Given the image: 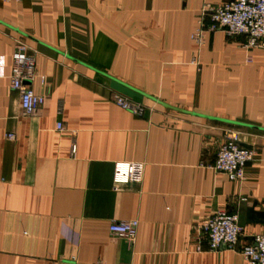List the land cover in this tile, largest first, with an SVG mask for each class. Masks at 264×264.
<instances>
[{
  "label": "crops",
  "instance_id": "1",
  "mask_svg": "<svg viewBox=\"0 0 264 264\" xmlns=\"http://www.w3.org/2000/svg\"><path fill=\"white\" fill-rule=\"evenodd\" d=\"M224 1L0 0V264H249L240 248L264 229L246 222L264 212V49L223 30L192 38L202 7ZM19 39L46 95L28 115L10 86ZM228 128L255 153L242 181L213 168ZM117 162H143V179L116 186ZM219 210L240 215L238 247L197 250ZM127 219L135 241L109 230Z\"/></svg>",
  "mask_w": 264,
  "mask_h": 264
},
{
  "label": "built area",
  "instance_id": "2",
  "mask_svg": "<svg viewBox=\"0 0 264 264\" xmlns=\"http://www.w3.org/2000/svg\"><path fill=\"white\" fill-rule=\"evenodd\" d=\"M199 24L192 38L198 45L204 42L208 31L223 30L230 37H244V47L264 49V0H226L219 5L206 4L202 7ZM250 61V59H249ZM37 74L35 57L30 54L27 43L19 39L12 53L10 86L20 94L21 105L26 115L32 114L46 101V95L36 93L30 83ZM44 76L42 80L44 82ZM114 102L126 110L135 111L137 107L126 97L116 94ZM63 112L60 107L59 113ZM61 121L57 129H63ZM15 138L14 134L9 135ZM242 132L235 128L224 131V142L220 146L213 168L226 175L230 181H242L246 169L255 160L252 149L242 145ZM77 146L72 151L76 153ZM143 162H117L114 167L115 185L140 182L144 176ZM140 222L138 219L112 221L109 230L119 237L135 241ZM244 230L238 213L219 210L198 228L195 238L197 250H203L206 243L211 250L222 248L235 249L239 245ZM249 264H264V229L253 237V240L240 248ZM101 264V263H99Z\"/></svg>",
  "mask_w": 264,
  "mask_h": 264
},
{
  "label": "water",
  "instance_id": "3",
  "mask_svg": "<svg viewBox=\"0 0 264 264\" xmlns=\"http://www.w3.org/2000/svg\"><path fill=\"white\" fill-rule=\"evenodd\" d=\"M242 145L246 146V144L242 143ZM258 216V217H256ZM264 212L255 211L254 206L249 207L246 212V222L252 223V222H264Z\"/></svg>",
  "mask_w": 264,
  "mask_h": 264
}]
</instances>
